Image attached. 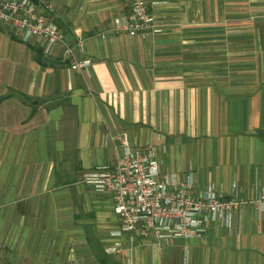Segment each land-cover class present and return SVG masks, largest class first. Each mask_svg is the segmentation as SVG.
Here are the masks:
<instances>
[{
    "label": "crops",
    "instance_id": "crops-1",
    "mask_svg": "<svg viewBox=\"0 0 264 264\" xmlns=\"http://www.w3.org/2000/svg\"><path fill=\"white\" fill-rule=\"evenodd\" d=\"M35 1V0H34ZM73 46L45 54L0 23V259L8 264H264V0H46ZM237 202L201 235L115 236L111 196L82 182L123 153Z\"/></svg>",
    "mask_w": 264,
    "mask_h": 264
},
{
    "label": "built area",
    "instance_id": "built-area-1",
    "mask_svg": "<svg viewBox=\"0 0 264 264\" xmlns=\"http://www.w3.org/2000/svg\"><path fill=\"white\" fill-rule=\"evenodd\" d=\"M130 13L126 20L115 19L117 32L142 36L154 25L148 11V0H127ZM46 0H0V23L24 42L38 39L45 54L63 46L70 68H88L89 60H73V46L63 42V33L50 16ZM123 153L111 166L98 165L86 172L82 182L111 196L113 210L119 220L115 236L140 232L152 235L157 241L190 238L201 235L202 228L222 216L230 224V212L237 203L221 200L212 191L196 193L192 174L178 178L163 174L160 162L150 147L132 151L123 141ZM0 264H8L0 259Z\"/></svg>",
    "mask_w": 264,
    "mask_h": 264
}]
</instances>
